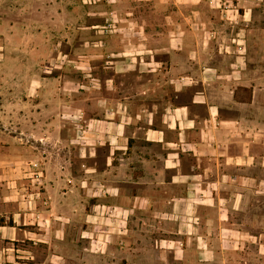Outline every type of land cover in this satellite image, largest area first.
I'll list each match as a JSON object with an SVG mask.
<instances>
[{"label": "crops", "instance_id": "crops-1", "mask_svg": "<svg viewBox=\"0 0 264 264\" xmlns=\"http://www.w3.org/2000/svg\"><path fill=\"white\" fill-rule=\"evenodd\" d=\"M122 4L98 11L115 19L91 28L126 30L134 23L118 10L155 8L167 37L125 39L106 55L94 42L99 75L72 92L92 90L91 113L61 87L53 117L49 88L36 89L46 102L34 118L61 128L28 135L26 174V137L0 136L13 142L0 146V264H31L38 249L41 264L72 252L99 264H264V36L254 8L264 0ZM39 14L22 22H60Z\"/></svg>", "mask_w": 264, "mask_h": 264}, {"label": "rangeland", "instance_id": "rangeland-1", "mask_svg": "<svg viewBox=\"0 0 264 264\" xmlns=\"http://www.w3.org/2000/svg\"><path fill=\"white\" fill-rule=\"evenodd\" d=\"M125 0H0V136L22 135L25 140L21 143L22 147H27L26 152L22 151L20 159L22 160V175L26 172L23 167H27L28 162V135L59 133L60 126H46L40 124L34 118L36 104L46 102L45 99L36 96V89H48L50 91V100L54 105V115L59 114V103L64 93L61 87L68 88L69 99L73 103L78 98H83L90 106L88 112L93 109V92L87 90L82 93H72L79 86L92 89L94 86V76L99 75L100 63L93 58L94 42L101 40L100 50L106 55L111 50L122 48L125 39L131 38L135 41L141 37L150 38V46H155V39H165L167 30L165 28L164 14L156 12L154 9H148V12L136 11L126 16L121 10L117 13L119 20L125 18L131 20L134 24L126 30H114L106 26L102 30L91 28V26L100 19L102 21H113L115 17L100 14L98 11L107 8L109 4H122ZM264 4L254 6L257 13L256 18L260 22V35L264 36ZM123 6V4H122ZM121 7V6H120ZM123 10L125 9L122 8ZM46 12L52 20L60 19V22H50L43 24L41 22H22V18H39L40 14ZM69 14L71 23L62 22ZM101 17V18H99ZM75 21V22H73ZM76 21H80L76 23ZM146 27L145 35L138 32L137 24ZM47 25L50 28L41 29L38 26ZM140 26V25H138ZM137 28V29H136ZM140 31V29H139ZM113 40V41H112ZM116 40V41H115ZM119 46V47H118ZM153 48V47H150ZM131 49V48H130ZM129 52L134 53L132 48ZM85 55L86 58L82 56ZM264 64V63H261ZM122 83H130L129 78L126 82L122 78ZM83 88V89H84ZM13 91L20 93V109H12ZM65 91V90H63ZM16 96V94H15ZM16 98V97H15ZM74 105V104H73ZM20 112V124H16L12 118L14 113ZM68 133H71L72 124L68 126ZM20 144V142H15ZM41 145V144H40ZM45 145V144H44ZM43 145V146H44ZM2 150H12V140H0ZM18 147V146H15ZM1 148V147H0ZM6 162H12L11 156L7 157ZM11 165V163H7ZM26 174V173H25ZM1 192V190H0ZM81 243V242H80ZM5 242H0V246H7ZM18 247L25 248L28 245L19 242ZM24 257L28 256L22 254ZM138 263L140 257H136ZM44 260L43 249H38L34 262L31 264H41ZM28 264V263H26ZM50 264V263H46ZM63 264H99L92 255H79L72 252L66 255ZM102 264H109L103 262Z\"/></svg>", "mask_w": 264, "mask_h": 264}]
</instances>
